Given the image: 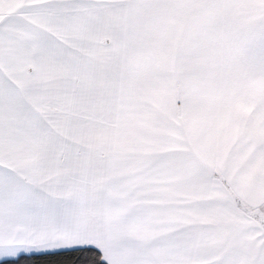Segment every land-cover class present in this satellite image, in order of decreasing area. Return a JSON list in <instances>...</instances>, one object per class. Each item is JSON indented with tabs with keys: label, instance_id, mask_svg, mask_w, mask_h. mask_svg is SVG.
<instances>
[{
	"label": "snow or ice",
	"instance_id": "1",
	"mask_svg": "<svg viewBox=\"0 0 264 264\" xmlns=\"http://www.w3.org/2000/svg\"><path fill=\"white\" fill-rule=\"evenodd\" d=\"M89 247L264 264V0H0V261Z\"/></svg>",
	"mask_w": 264,
	"mask_h": 264
},
{
	"label": "trees",
	"instance_id": "2",
	"mask_svg": "<svg viewBox=\"0 0 264 264\" xmlns=\"http://www.w3.org/2000/svg\"><path fill=\"white\" fill-rule=\"evenodd\" d=\"M84 251H87V252H90V253H92V252L96 253V257L95 258L98 260V264H106L105 261H99L98 258L101 255V253H100V251L98 249H96L94 247H89V248L85 249ZM71 255L72 256H76V255H80V254L79 253H73ZM0 264H12V262L11 261H0Z\"/></svg>",
	"mask_w": 264,
	"mask_h": 264
},
{
	"label": "crops",
	"instance_id": "3",
	"mask_svg": "<svg viewBox=\"0 0 264 264\" xmlns=\"http://www.w3.org/2000/svg\"><path fill=\"white\" fill-rule=\"evenodd\" d=\"M95 248V247H94ZM96 249H98V248H96ZM99 250V249H98ZM100 251V250H99Z\"/></svg>",
	"mask_w": 264,
	"mask_h": 264
}]
</instances>
